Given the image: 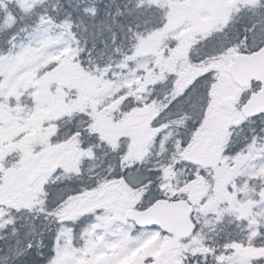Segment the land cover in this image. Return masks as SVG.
<instances>
[{"label": "snow or ice", "instance_id": "1", "mask_svg": "<svg viewBox=\"0 0 264 264\" xmlns=\"http://www.w3.org/2000/svg\"><path fill=\"white\" fill-rule=\"evenodd\" d=\"M0 264H264V0H0Z\"/></svg>", "mask_w": 264, "mask_h": 264}]
</instances>
